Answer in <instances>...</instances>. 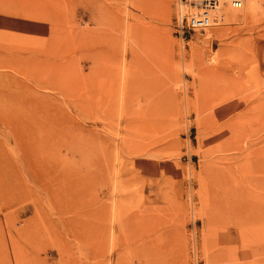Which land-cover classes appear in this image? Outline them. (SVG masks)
<instances>
[{"label":"rangeland","instance_id":"obj_1","mask_svg":"<svg viewBox=\"0 0 264 264\" xmlns=\"http://www.w3.org/2000/svg\"><path fill=\"white\" fill-rule=\"evenodd\" d=\"M249 1L181 31L196 0H0V264H264V0ZM221 107L249 118L231 150L212 139Z\"/></svg>","mask_w":264,"mask_h":264},{"label":"bare ground","instance_id":"obj_2","mask_svg":"<svg viewBox=\"0 0 264 264\" xmlns=\"http://www.w3.org/2000/svg\"><path fill=\"white\" fill-rule=\"evenodd\" d=\"M244 4H246L245 3V0H244ZM244 4H243V7H244ZM248 5H249V9H251V10L255 9V7L257 5V0H250L249 3H248ZM192 7H194V6H192ZM220 7H221L220 5L217 6L214 11L216 13H218ZM194 9H195V7H194ZM242 9L243 8H241V9H232L231 8V10L232 11H235V12H239ZM135 63H137V66L140 68V70L138 71L137 74H138V79L141 82V81L144 80V78L147 77L148 71L146 70V66L144 64V61L141 58H138L135 61ZM221 72H224V71H221ZM224 92H225V90H224ZM224 92L221 95H219V96L220 97L224 96ZM220 97H218V98H220ZM245 114H247V113H245ZM211 115H212V117L217 118L216 123L219 122L218 124L215 123L216 126L214 128H215L216 131H215L214 135L212 136L213 141H218L219 140L220 142H224L223 145L224 144L226 145L225 146L226 147V150H231L232 149V146H233L232 139H234V138L237 137V135H236L235 132L236 131H239L240 132V130H241V133H242L243 130L247 129L246 127L248 125L247 122H248L249 118L247 119V117L244 116V113L242 115L240 114L238 117L237 116L236 117L234 116V117L229 118L228 117L229 114H227V108H225V107H221L219 110H217L216 112H213ZM207 123H208V121H207ZM224 160L226 161V159H224ZM244 166H241V169L239 171V176H238L239 177L238 180H239V185H240L239 188L240 189H237L238 191L236 193H234L235 191L233 190V192H231V193H229L227 195V198L229 200H231L234 204L237 203V201H238L237 198L239 200L241 198L243 200V203L246 202L247 187H248V183L249 182H247V180L244 178V171H245L244 168H243ZM242 205H241V202L239 204V207H237L236 205H234L232 207L230 205L231 207L228 208L229 210H226L225 211L228 214L227 217L228 218L230 217L229 222L231 224V227L233 228V230H237L236 231V234H234L233 237L236 240H238L239 242H240V240L241 241H244L246 239V237H247V228H246V226H247V221H248V206L246 207V206H244V205L242 206Z\"/></svg>","mask_w":264,"mask_h":264},{"label":"built area","instance_id":"obj_3","mask_svg":"<svg viewBox=\"0 0 264 264\" xmlns=\"http://www.w3.org/2000/svg\"><path fill=\"white\" fill-rule=\"evenodd\" d=\"M197 11L190 14H183L179 9L177 14V28L179 30H204L209 27L214 17L212 12L221 3L228 5L232 9H241L244 4V0H196Z\"/></svg>","mask_w":264,"mask_h":264}]
</instances>
